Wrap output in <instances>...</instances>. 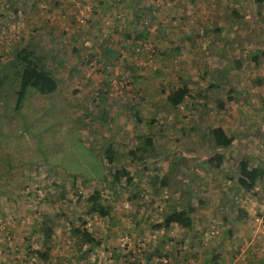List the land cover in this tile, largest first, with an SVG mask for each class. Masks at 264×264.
I'll list each match as a JSON object with an SVG mask.
<instances>
[{
    "label": "rangeland",
    "instance_id": "rangeland-1",
    "mask_svg": "<svg viewBox=\"0 0 264 264\" xmlns=\"http://www.w3.org/2000/svg\"><path fill=\"white\" fill-rule=\"evenodd\" d=\"M21 47L46 56L57 89L29 91L19 111L0 93V172L15 166L0 176V264H46L41 213L55 214L43 248L57 262L77 255L68 230L84 221L99 243L81 264H201L207 250L210 264H264V182L243 191L228 178L240 159L264 169V60L251 59L264 49V0H0V67ZM208 81L219 86L205 91ZM182 83L191 95L166 107ZM215 125L231 146L206 144ZM149 136L154 150L136 153L149 155L136 169L127 151ZM114 169L131 181L113 186ZM152 171L168 172L164 191L150 190ZM95 194L108 216L84 213ZM187 197L194 230L163 229Z\"/></svg>",
    "mask_w": 264,
    "mask_h": 264
},
{
    "label": "trees",
    "instance_id": "trees-1",
    "mask_svg": "<svg viewBox=\"0 0 264 264\" xmlns=\"http://www.w3.org/2000/svg\"><path fill=\"white\" fill-rule=\"evenodd\" d=\"M171 1V0H170ZM261 0H256V2H260ZM13 13L16 10L13 8L11 10ZM261 57L264 60V49L256 50L251 56L252 61L257 63L258 58ZM225 71V70H224ZM212 75L208 74V78ZM220 77V76H219ZM224 77L222 76V79ZM210 80H212L210 78ZM215 80V79H214ZM6 83V85H3ZM17 83V86H16ZM219 86L218 82L213 84V82H207L205 86V91H208L212 88H217ZM57 89V80L52 74L51 70L47 66L46 56L35 53V51L30 48L21 47L14 52H12V57L8 59L3 68L0 67V93L6 96L14 95L13 99V110L19 111L22 107L24 100L26 99V95L28 96L29 91H33V93H37L39 95L49 94L54 92ZM191 95L190 88L187 87L185 83L179 84L175 88H170L164 96V103L166 107L170 109L176 108L179 104H181L187 97ZM198 95L204 96V93L198 92ZM9 98H7L8 100ZM230 99V98H227ZM216 106L220 109L223 106L222 100H217ZM139 137V136H137ZM206 144L209 145L210 148L220 149L227 148L231 146L234 141V137L228 134L221 126L215 125L210 126L206 129ZM141 143L135 145L133 148H130L127 151V156L130 157L131 164L134 168H139V163H144L145 159L149 155L141 154L133 159L136 156L137 152H141L140 149H145L147 147L152 148L153 142L151 137L142 138ZM104 157H105V167L108 169L116 160V155H114V150L111 147H106L103 149ZM157 156V152H154ZM135 160V161H133ZM215 160V161H214ZM3 164L8 165V161L6 159L2 160ZM214 161V162H213ZM219 159L216 160L215 156H210L206 159V163L209 166L217 167L219 165ZM15 167L13 165H8L7 168H4L2 172H0V176L7 175V172ZM174 167V162L170 161V168ZM20 168V167H18ZM264 169L261 168L258 164L249 165L246 160L240 159L234 164V171L231 175H228V178L231 179L234 177L235 180V188L237 190L241 189L243 191H251L258 183L264 182ZM125 178L126 182L131 181V177L126 170L114 169L111 174V184L116 187L117 184L121 183V179ZM169 175L168 172L162 173L159 176L155 171H152L151 177L148 181V186L152 191H164L168 185ZM132 192L129 195L128 199L134 198L136 190H138L137 185L132 187ZM177 190V189H175ZM182 192V191H181ZM63 193V192H62ZM95 193H97L95 191ZM95 198L87 199L86 207L84 210L85 214H97L98 216L104 217L109 215L108 206L105 200H102L99 195L95 194ZM194 207L192 203L188 200V197L184 199V204L179 207L170 208L163 214L162 218V228L167 229L169 225H176L180 228L189 229L193 231V214ZM239 217L236 219L239 221L242 219L241 213H245L242 210L238 211ZM55 214L54 216L41 213L40 219L38 220L39 232L41 234V242H42V250H37L39 258L44 261L46 264H81L82 257L90 250L89 245L95 243L98 245L99 240H95L93 235L87 231L83 225L84 221H82V225H73L69 227L68 238H70L71 246L74 247L75 253L77 255L71 256L66 263H62V261H56L64 259L63 256L58 257L57 255H51L49 250L43 248L46 245L47 241L52 237L54 233V228L56 226ZM230 230L226 231V234L229 233ZM83 247V249H82ZM36 251V250H35ZM151 250L146 254V258L151 255ZM167 255V254H166ZM165 255V256H166ZM56 257V260H54ZM145 264H150L148 261H145ZM160 264V263H158Z\"/></svg>",
    "mask_w": 264,
    "mask_h": 264
},
{
    "label": "crops",
    "instance_id": "crops-1",
    "mask_svg": "<svg viewBox=\"0 0 264 264\" xmlns=\"http://www.w3.org/2000/svg\"><path fill=\"white\" fill-rule=\"evenodd\" d=\"M192 201V200H191ZM200 211H203V213H202V215H204V214H206V209L205 208H203L202 210H200ZM200 215V214H199ZM196 229H199L200 230V228H196ZM197 232H194V234H196ZM199 233V232H198ZM251 242V241H250ZM206 246H207V243L205 244V242H204V246H201V244H200V249L201 250H204V249H207L206 248ZM193 252L194 251H198L196 248H193V250H192ZM210 250H207V251H204L203 252V256H202V258H201V264L203 263V264H210L211 263V258H210V253H208ZM222 252H223V250H222ZM223 254L224 253H222V255L220 256V255H217V262L219 263V260L220 261H223L224 260V256H223ZM253 261V260H252ZM197 262H198V260L196 259V261L195 262H192V263H194V264H197ZM222 263V262H221ZM253 263V262H252ZM253 264H257V263H253Z\"/></svg>",
    "mask_w": 264,
    "mask_h": 264
},
{
    "label": "built area",
    "instance_id": "built-area-1",
    "mask_svg": "<svg viewBox=\"0 0 264 264\" xmlns=\"http://www.w3.org/2000/svg\"><path fill=\"white\" fill-rule=\"evenodd\" d=\"M142 249V248H141ZM161 261H163L164 263H166V259L165 258H162Z\"/></svg>",
    "mask_w": 264,
    "mask_h": 264
}]
</instances>
